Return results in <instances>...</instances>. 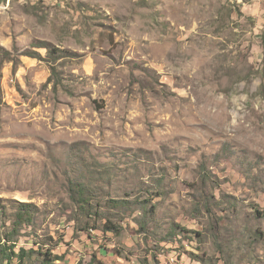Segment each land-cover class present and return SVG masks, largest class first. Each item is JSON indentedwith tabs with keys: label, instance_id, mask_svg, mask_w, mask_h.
I'll list each match as a JSON object with an SVG mask.
<instances>
[{
	"label": "rangeland",
	"instance_id": "rangeland-1",
	"mask_svg": "<svg viewBox=\"0 0 264 264\" xmlns=\"http://www.w3.org/2000/svg\"><path fill=\"white\" fill-rule=\"evenodd\" d=\"M80 158L117 175L93 211L148 210L75 212ZM15 203L23 264H264V0H0V231Z\"/></svg>",
	"mask_w": 264,
	"mask_h": 264
},
{
	"label": "trees",
	"instance_id": "trees-1",
	"mask_svg": "<svg viewBox=\"0 0 264 264\" xmlns=\"http://www.w3.org/2000/svg\"><path fill=\"white\" fill-rule=\"evenodd\" d=\"M23 56L31 57V54L25 53ZM52 70L53 75L55 76V71L54 69ZM82 146L85 147V144L74 143L71 145V151L78 149ZM76 164L78 169L75 175H73V177L71 178L70 183L66 189V192L69 196V200L73 205L75 212H78L79 215L86 216L87 214H89V212H92V215L94 217L97 216L100 222H105L101 229L103 233H114L117 231V229H115V226L111 223L110 219H105L103 210H107V212H110V210H115L123 214L126 213L128 210H131L133 208L132 206H134L133 204H136L135 206H139V208L143 209L144 211L148 210L147 203L145 201H139V199H134L133 201H130L121 198L106 199V201H104L101 207L93 211V209H91L92 201L95 197L94 191H92L93 189L91 187L93 184V180L96 176H99L101 179L105 180L110 186L113 182H117L115 181L117 175L112 170L110 165L97 163L100 166V171L99 173H96L92 169V166H90L87 161L83 158H80ZM132 170L134 171H131L132 173H130L129 175L131 176V178H133V182L130 183V185L126 184L123 187L125 192H127V190L131 192L135 189L137 191H142L145 194H149L150 197H159L165 193L166 190L164 188V175H161L160 177L156 178L154 176H150V183H152L153 185L150 186V190L144 191V189L142 188L148 189V183L142 181L140 176V169H138L137 167H133ZM127 172L128 171L124 173ZM201 176L203 179L207 178V175H204V172H201ZM204 182L205 181H203V184ZM126 197L130 198L129 195ZM15 204H17V207L14 208L16 210V213L14 215L15 219L11 222V227H7L6 230L3 229L0 231V264H12L14 260L16 264H23L26 259H29L36 254V251H34L33 249L26 250L23 248H19L18 251H16L17 241H15V237H19V229L22 226L27 225L28 222L31 221L33 212L31 205L25 203ZM155 209L156 207L151 206L150 213L154 214L152 210ZM50 256V253H45L44 255H42L41 264H54V262L62 260V257L53 256L51 259Z\"/></svg>",
	"mask_w": 264,
	"mask_h": 264
}]
</instances>
